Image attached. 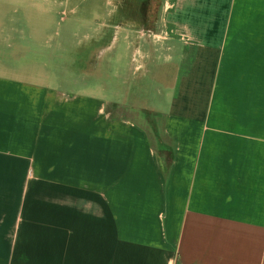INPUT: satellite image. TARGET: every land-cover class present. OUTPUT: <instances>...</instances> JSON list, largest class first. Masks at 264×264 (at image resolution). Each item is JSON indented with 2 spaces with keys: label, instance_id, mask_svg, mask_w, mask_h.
<instances>
[{
  "label": "crops",
  "instance_id": "crops-1",
  "mask_svg": "<svg viewBox=\"0 0 264 264\" xmlns=\"http://www.w3.org/2000/svg\"><path fill=\"white\" fill-rule=\"evenodd\" d=\"M42 2L77 16L72 43L113 32L103 50L127 91H90L57 63L50 81L47 60L1 68L0 264H264V0H162L158 16L144 1ZM161 40L174 72L149 131L128 89ZM218 101L249 106L247 128L217 125Z\"/></svg>",
  "mask_w": 264,
  "mask_h": 264
},
{
  "label": "rangeland",
  "instance_id": "rangeland-1",
  "mask_svg": "<svg viewBox=\"0 0 264 264\" xmlns=\"http://www.w3.org/2000/svg\"><path fill=\"white\" fill-rule=\"evenodd\" d=\"M103 1L105 0H98L100 3H103ZM108 1L113 2L114 6L120 7L121 2L128 0ZM129 1H133L134 4L138 2L141 4L140 1L142 3L144 1L145 4L150 2L149 14L151 16H158L159 5L162 2V0ZM45 8L46 5L42 0H0V71H3L1 69L3 68L10 73L22 74L21 72L26 68L23 64L35 60H47L50 67V81H58L59 77H62L60 73L56 72V70H60V67H56V63L62 66L64 64L63 68L66 74L72 75L75 73L81 75V77H86L79 80L82 83L87 81L86 85L84 84L86 89H95V84H102V88L108 89L109 94V89L112 87L117 92L116 96H119L118 94L121 91L126 92V88L121 83L125 76L122 75L121 80H115V77L111 75H115L116 72L119 75L121 73L119 69L123 65L121 64L120 54L113 53L109 59L105 56L103 50L110 43L111 33L113 32H109L108 27L104 29V26H98L96 38L90 43V47H88L89 45L80 44V40H75L72 43L67 35L73 33L72 31L74 28L77 29L78 25L72 23L77 16L71 12V8L58 10L54 15H47ZM88 15L86 16L88 17ZM99 20L100 18L97 21ZM144 28L147 30L148 27ZM60 39L64 40L65 47H60L61 52H58L57 46ZM163 41L157 42V47H154L158 50V57L152 58L155 60H149L144 69L134 74L133 84L128 89L131 103L128 111L135 120H138V123L147 127L149 131H151L153 120L154 123L157 122L158 124L156 111L160 107L158 109L155 102L157 86L163 84L162 79L168 78V76L172 77L174 72L171 69L174 67V63H168L167 45L163 44ZM137 42L139 43L138 40ZM72 44L76 47H72ZM133 67H142L141 60L139 59V62L135 61ZM148 70L151 73H156L159 76L158 80H152L153 74L144 77ZM171 71L173 72L171 73ZM138 80L142 82L143 86L137 87ZM96 88L99 89L98 86ZM92 89L90 91H94ZM215 108L217 113L227 119V121L222 120L219 124L215 122L217 125L224 124L228 126L229 124V126L236 128H247L248 123L245 120H247L249 106L229 105L218 101ZM260 133L264 134V130ZM256 141L258 145L264 143V137H258ZM259 148L260 146L257 147L256 160H261L263 154Z\"/></svg>",
  "mask_w": 264,
  "mask_h": 264
}]
</instances>
